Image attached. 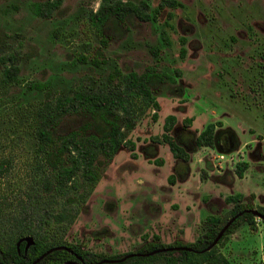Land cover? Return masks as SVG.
<instances>
[{
	"label": "rangeland",
	"instance_id": "1",
	"mask_svg": "<svg viewBox=\"0 0 264 264\" xmlns=\"http://www.w3.org/2000/svg\"><path fill=\"white\" fill-rule=\"evenodd\" d=\"M34 1L39 0H0V42L3 52L15 57L19 79L0 84V157L8 155L12 161L0 177V199L13 202L24 188L32 140L15 108L22 111L26 100L35 103L39 97L24 84L48 79L67 87L98 86L111 63L122 72L150 66L159 74V81L151 84L159 104L157 118L151 120L146 109L128 131L135 157L123 146L109 160L97 156L99 178L91 191L85 192L77 179L76 189L67 193L77 211L64 240L103 255L134 250L151 233L165 243L191 241L207 214H228L231 204L223 201L225 194L241 192L252 208L262 203L264 0H177L179 5H163L154 19L129 15L99 29L88 16L99 0H61L46 18L32 14ZM144 1L150 15L159 0ZM154 46L156 53L150 51ZM168 113L176 117L169 133L184 139L207 122H219L212 147L194 148L190 139L181 142L189 150L181 179L175 173L178 160L159 142ZM185 116L193 117L187 128L181 125ZM220 137L228 141L224 148L218 145ZM211 151L223 155L218 165L208 160ZM227 158L247 161L241 177ZM173 172L177 180L170 184L166 176ZM223 244L220 250L231 264H264V221L257 220L253 228L238 224Z\"/></svg>",
	"mask_w": 264,
	"mask_h": 264
},
{
	"label": "trees",
	"instance_id": "2",
	"mask_svg": "<svg viewBox=\"0 0 264 264\" xmlns=\"http://www.w3.org/2000/svg\"><path fill=\"white\" fill-rule=\"evenodd\" d=\"M60 2L61 0L34 1L30 10L32 14L46 18ZM165 4L173 7L180 3L177 0H159L149 15L145 12L147 3L144 0H138L137 4L120 0H99L96 9L89 10L88 16L90 23L99 29L105 22L116 24L129 15L144 20L154 19ZM166 15L170 17L171 12ZM160 38L163 43H167L164 33H161ZM179 40L181 43L184 41L182 37ZM157 50L156 46L150 49L153 53ZM3 51L5 50L0 42V84L6 86L18 82V66L15 57ZM182 52L183 48L180 47V53ZM77 60L84 61L85 58L78 56ZM109 67L104 82L98 86L88 83L67 87L55 85L48 79L24 84V89L33 91L39 97L35 103L26 100L22 111L15 108L21 125L24 123L28 128L27 136L32 141L26 161L28 168L24 175V188L18 189L13 202L0 199V264H28L54 246L60 247L47 251L34 264H62L72 257L67 250L82 258L83 262L77 264H231L220 247L238 224L254 227L256 216L251 212L252 209L264 219V198L262 204L252 208L243 201L241 192L225 194L223 201L231 204L228 214H207L201 221L200 231L191 241L173 240L165 243L160 241L158 234L151 233L150 239H144L134 250L103 255L63 239V232L71 222L73 213L77 211L71 204V197L67 195L70 190L76 189L77 179L81 178L85 192L91 191L99 178L97 156L109 160L123 146L135 157V144L127 137L128 131L146 109L151 111V120L157 118L159 104L151 84L159 81V74L150 66H145L141 72H122L111 63ZM192 119V116H185L181 125L187 128ZM175 122L176 117L172 113L163 116L159 142L165 143L171 156L178 160L175 173L181 179L186 174L185 162L189 157V150L181 142L187 143L190 139L194 148L212 147L214 128L219 122H207L192 137L185 139L178 132L175 135L169 133ZM154 141H158L156 137ZM227 143L228 141H224L218 145L224 148ZM156 161L160 162V159ZM11 165V156L0 157V177L5 176ZM230 165L232 172L241 177L248 163L245 160H234ZM174 176H177L174 172L166 176L168 183L172 184L177 180ZM8 207L9 212H2ZM235 214L215 242L209 245L228 218ZM25 235H30L32 242L25 249L23 242L16 247V240ZM150 251L153 252L148 253ZM130 253L132 254L119 260Z\"/></svg>",
	"mask_w": 264,
	"mask_h": 264
},
{
	"label": "water",
	"instance_id": "3",
	"mask_svg": "<svg viewBox=\"0 0 264 264\" xmlns=\"http://www.w3.org/2000/svg\"><path fill=\"white\" fill-rule=\"evenodd\" d=\"M253 214H255L256 216H258V217H260V215H258L257 213H256V211L255 210H253L252 209V211H251ZM236 216V214L235 215H233V216H231L230 218H228V220L225 222V224L223 225V227L217 232V234H216V236L213 238V240H212V242L209 244V245H211L212 243H214L215 242V240L217 239V237L220 235V233H221V231H222V229L226 226V224L232 219V218H234ZM19 241H24V246H23V248L25 249L31 242H32V238H31V236L30 235H25V236H21V237H19L17 240H16V242H15V246L17 247V244H18V242ZM209 245L207 246V247H209ZM60 246H54V247H52V248H49L48 250H46L45 252H43V253H41L37 258H35L32 262H30L29 264H33L35 261H37L42 255H44L47 251H49V250H51V249H53V248H59ZM153 251H155V250H153ZM153 251H150V252H148V253H151V252H153ZM132 253H130V254H125L124 256H122L119 260H121V259H123L124 257H126V256H128V255H131ZM133 254H140V253H133ZM144 254H146V253H144ZM105 261H113V260H116V259H104ZM70 262V264H74L73 262H71V261H69ZM96 264H98V262L96 263Z\"/></svg>",
	"mask_w": 264,
	"mask_h": 264
},
{
	"label": "flooded vegetation",
	"instance_id": "4",
	"mask_svg": "<svg viewBox=\"0 0 264 264\" xmlns=\"http://www.w3.org/2000/svg\"><path fill=\"white\" fill-rule=\"evenodd\" d=\"M226 139L224 138V137H220L219 139H217V141H218V143L219 144H222L224 141H225ZM210 152H208V154H209ZM232 161H234V160H232ZM231 161V159L229 160V163L230 162H232ZM263 202V201H262ZM262 204V203H261ZM254 210V209H253ZM255 215V214H254ZM256 216V215H255ZM257 220H263L264 221V219L262 218H260V217H258V216H256L255 217V221H257ZM20 242H23L24 243V241H19L18 242V244L20 243ZM18 244H17V246H18ZM23 246H24V244H23ZM24 249V248H23ZM70 254H71V258H67L66 260H64L63 262H62V264H70V262L69 261H71V262H73L74 264H77L78 262H80V263H82L83 262V260H82V258L81 257H79L78 255H76V254H74V253H72V251H69V250H67ZM36 262V261H35ZM34 262V263H35ZM33 263V264H34ZM29 264V263H28Z\"/></svg>",
	"mask_w": 264,
	"mask_h": 264
},
{
	"label": "built area",
	"instance_id": "5",
	"mask_svg": "<svg viewBox=\"0 0 264 264\" xmlns=\"http://www.w3.org/2000/svg\"><path fill=\"white\" fill-rule=\"evenodd\" d=\"M209 155H210V157H209V159L208 160H210L212 163H214V164H216V165H218L219 163H221V162H219L220 160H222V159H224V157H223V155L222 154H215L214 152H210L209 153ZM231 159V158H230ZM229 159V160H230ZM228 160V158L225 160V161H229Z\"/></svg>",
	"mask_w": 264,
	"mask_h": 264
},
{
	"label": "crops",
	"instance_id": "6",
	"mask_svg": "<svg viewBox=\"0 0 264 264\" xmlns=\"http://www.w3.org/2000/svg\"><path fill=\"white\" fill-rule=\"evenodd\" d=\"M197 159H198V158H197ZM188 174H189V172H188ZM178 182H182V181L178 180Z\"/></svg>",
	"mask_w": 264,
	"mask_h": 264
}]
</instances>
